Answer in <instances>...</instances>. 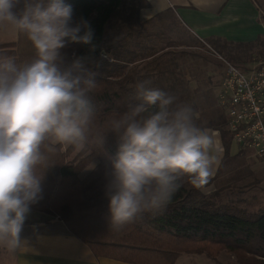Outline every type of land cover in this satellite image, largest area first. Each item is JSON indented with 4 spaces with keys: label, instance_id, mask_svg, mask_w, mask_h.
<instances>
[{
    "label": "trees",
    "instance_id": "16d2710c",
    "mask_svg": "<svg viewBox=\"0 0 264 264\" xmlns=\"http://www.w3.org/2000/svg\"><path fill=\"white\" fill-rule=\"evenodd\" d=\"M64 3L72 6L73 20L82 18L93 32L94 49L92 45L70 44L63 52L69 60L85 58L87 69L95 73L90 96L96 118L84 148L53 144L51 151L44 149L46 160L36 168L41 177L40 198L30 208L60 219L96 258L129 264H175L181 253L204 251L214 256L226 250L241 264H264V211L216 203L202 193L205 184L193 187L186 177L163 209L142 213L119 228L112 224L105 184L117 140L108 132V121L140 102L138 83L148 81L147 87L175 96L177 103L192 107L198 126L218 130L224 150L221 160L229 154L232 137L224 112L220 106L214 107V98L199 83L194 88L190 85L184 59L191 52L179 49L182 41L157 27L153 22L157 17L140 20V9L149 6L147 0ZM206 42L238 66L264 54L263 34L247 42L218 37ZM0 52L15 57L18 63L35 56L31 42L18 31L16 41L0 45ZM102 52L109 58H102ZM219 171L220 165L214 176Z\"/></svg>",
    "mask_w": 264,
    "mask_h": 264
},
{
    "label": "clouds",
    "instance_id": "9594fccd",
    "mask_svg": "<svg viewBox=\"0 0 264 264\" xmlns=\"http://www.w3.org/2000/svg\"><path fill=\"white\" fill-rule=\"evenodd\" d=\"M73 11L64 0H0V25L24 33L35 51L19 63L0 52V246L11 251L23 248L24 221L40 198L36 168L44 149L84 148L96 118L95 73L85 58L69 60L63 52L70 44L92 45L90 24L73 20ZM148 83L136 85L139 103L108 121L117 150L105 195L118 228L163 209L182 178L203 186L220 162L218 141L195 123L192 107Z\"/></svg>",
    "mask_w": 264,
    "mask_h": 264
},
{
    "label": "crops",
    "instance_id": "0c3cea01",
    "mask_svg": "<svg viewBox=\"0 0 264 264\" xmlns=\"http://www.w3.org/2000/svg\"><path fill=\"white\" fill-rule=\"evenodd\" d=\"M147 2L149 6L140 9L141 21L153 17L158 19L168 14L176 23L173 29L188 33L195 46L203 43L212 49L206 42L210 37L247 42L256 39L258 35H264V0ZM147 15L149 17L145 19ZM154 19L158 28L165 25L163 20L161 22ZM20 239L23 242L22 249L11 251L0 246V264H129L94 257L88 246L74 236L60 219L31 208L24 221Z\"/></svg>",
    "mask_w": 264,
    "mask_h": 264
},
{
    "label": "rangeland",
    "instance_id": "374dc122",
    "mask_svg": "<svg viewBox=\"0 0 264 264\" xmlns=\"http://www.w3.org/2000/svg\"><path fill=\"white\" fill-rule=\"evenodd\" d=\"M170 18L167 14V16H161L156 19V21L163 20V23H165V25L161 23L164 26L159 29L165 31L174 39L181 40L183 45L179 49L191 52V55L186 56L184 59V64L188 69L187 77L190 80V85L194 88V85L199 83L204 91H208L211 97L214 98V107H219L216 94L223 74V62L203 43L196 44V46L193 45L194 43L188 33L174 30L176 23ZM14 39H17V31L9 25H0V45L11 43L12 41L10 40ZM206 131L218 141L216 154L220 161V171L214 176L219 165L214 166L213 174L208 178L204 187L201 188L202 193L223 206H237L252 212L264 211V158L255 157L248 150L240 149L241 151L239 152L237 146L232 143L228 156L221 160L224 150L220 132L218 130L211 131L210 129ZM75 152L71 157H73ZM175 264L241 263L232 252L220 250L214 256L208 255L204 251L181 253Z\"/></svg>",
    "mask_w": 264,
    "mask_h": 264
},
{
    "label": "built area",
    "instance_id": "2783aa9c",
    "mask_svg": "<svg viewBox=\"0 0 264 264\" xmlns=\"http://www.w3.org/2000/svg\"><path fill=\"white\" fill-rule=\"evenodd\" d=\"M211 50L223 62L216 98L232 143L264 158V54L238 66Z\"/></svg>",
    "mask_w": 264,
    "mask_h": 264
}]
</instances>
